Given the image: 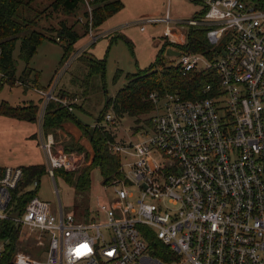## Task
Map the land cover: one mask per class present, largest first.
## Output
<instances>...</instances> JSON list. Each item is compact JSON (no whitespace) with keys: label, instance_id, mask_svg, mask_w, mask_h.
<instances>
[{"label":"built area","instance_id":"obj_1","mask_svg":"<svg viewBox=\"0 0 264 264\" xmlns=\"http://www.w3.org/2000/svg\"><path fill=\"white\" fill-rule=\"evenodd\" d=\"M201 3L200 18L167 11L138 21L140 31L164 25L163 37L175 45H184L189 27L206 28L210 49L180 51L172 68L209 81L194 100L149 94L153 110L141 140L109 145L131 160L126 168L120 161L122 179L106 185L111 201H98L88 222L60 206L54 213L37 196L13 212L11 191L23 172L3 169L0 225L5 233L12 225L17 237L12 245L0 236L2 264H264V9L242 0ZM99 37L89 34L88 45ZM53 92L45 105L59 102ZM40 140L46 175L78 170L74 153H55L52 136Z\"/></svg>","mask_w":264,"mask_h":264},{"label":"rangeland","instance_id":"obj_2","mask_svg":"<svg viewBox=\"0 0 264 264\" xmlns=\"http://www.w3.org/2000/svg\"><path fill=\"white\" fill-rule=\"evenodd\" d=\"M51 1L34 0L31 7L35 12L30 9L25 10L24 13L29 19L38 16L35 20V30L43 33L47 38L55 37L56 34L50 33V30L57 29L60 23L65 22L68 26H74L75 30L81 34L86 29L88 34L76 43V50L64 63L63 51L59 43L42 41L28 64L18 60L19 43H17L13 53V58L16 60L17 84L10 86L4 83L1 86L0 103L6 102L10 106L25 107L30 101L38 102L39 96L34 89L47 90L54 86L55 96L62 105L71 108L75 117L83 125L90 127L95 125L106 98L113 97L119 89L124 87L126 75H134L138 71L146 70L157 59L163 44L165 26L148 24L143 26L144 31H140L141 25L138 21L164 16L167 11L173 18L185 20L192 18L201 7L194 0H118L123 8L106 19L101 26L95 27L92 15L90 16L93 8L89 2L85 1L77 12L67 16L49 9ZM179 26L186 29L184 25ZM89 34L100 35V37L92 45L84 47L90 42ZM83 47V51H87L98 60H104L103 75L92 76L87 87L81 84L85 79L86 70L82 63L84 61L78 58L82 55L78 51ZM174 62L176 59L173 62L167 60L163 62V66H156V70L170 68ZM25 68L30 73L22 77ZM116 75L117 78L114 81ZM73 104L78 109L69 107ZM106 114L114 119L113 124L108 123L107 127L112 131L115 141L126 144H136L141 140V132L146 130L144 123L150 117L149 114L139 116L140 122L136 124L134 118L129 116L116 120L111 109L106 111ZM40 115L39 109L37 121L42 122ZM51 135L55 143V153L56 151L67 152L68 148L67 153H74L78 170L62 174L55 172L53 179L48 175L41 176L36 196L39 200L48 202L54 213L60 206L64 215L71 214L79 222H88L91 210L95 209L98 201L103 203L111 201L112 189L109 186H103L102 176L97 167L90 170V185L83 190L78 189L75 184L82 174L81 169L88 167L93 157L91 146L88 148L89 155H87L85 150L78 151L79 143L74 144L69 139L63 140L57 133H51ZM80 138L86 139L82 133ZM126 155L132 154L125 151L120 154L121 165L124 168L131 160ZM44 161L46 163V158Z\"/></svg>","mask_w":264,"mask_h":264},{"label":"trees","instance_id":"obj_3","mask_svg":"<svg viewBox=\"0 0 264 264\" xmlns=\"http://www.w3.org/2000/svg\"><path fill=\"white\" fill-rule=\"evenodd\" d=\"M34 0H0V88L4 83L10 86L17 84L16 79V60L13 58L17 43H19L18 60L25 64L32 59L38 46L42 41L59 43L63 51V63L75 50V45L82 38L86 37L88 32L81 34L75 30L74 26H68L65 22L59 24L57 29L50 30V33L56 34L55 37L47 38L43 33L35 30V18H30L25 15V10L30 9ZM92 6V19L94 26H101L106 19L116 14L123 8V5L118 0H87ZM196 0H194L195 2ZM251 1L259 9H264V0H242ZM84 0H52L49 9L59 11L63 15H72L84 4ZM201 5L198 12L192 18H200L205 13V8L202 7L201 0L196 1ZM35 12V11H34ZM87 16V14H85ZM206 28L204 27H189L186 31L184 45H175L169 43L166 38L162 40L163 44L159 50L158 56L154 64L150 65L144 71H138L136 74L126 75V84L119 89L113 97L106 98L104 107L99 113L94 126L83 125L74 115L68 110V107L62 105V102L49 100L43 111L41 132L44 138L48 134L56 133L63 129V125L71 123L86 137L89 142L93 157L88 167L81 169L82 174L77 178L76 187L80 190L87 188L90 185L89 175L90 170L97 167L102 176L103 186L110 185L114 181L122 179L120 171V158L116 154H112L109 150V145L115 142V137L107 125L102 124L105 121L106 111L111 109L116 120L129 116L134 118L136 124L140 122L139 116L150 115L153 110V105L149 101L148 96L152 92L158 93H177L183 99H197L201 96L200 87L209 80L201 73L198 75H189L182 77L175 68H165L162 71H157L156 66H163V62L167 61L164 58L166 48H175L177 51H188L190 53H205L210 49L206 39ZM59 39V42L56 41ZM78 57L84 64L86 76L81 82L83 86L88 85L92 76L103 75L104 60H98L87 51L81 52ZM83 58V60L81 59ZM29 71L25 68L22 72V77L29 75ZM117 75L114 77L116 80ZM75 80L73 79V82ZM41 90V89H38ZM106 93V92H105ZM77 106L69 105V107ZM38 105L33 102H28L25 107L17 105L10 106L6 102L0 103V116L14 118L19 121L34 123L37 121ZM149 125V120L144 123ZM135 131V129H134ZM78 144V143H75ZM80 145V144H78ZM69 149L67 148V152ZM85 150L80 145L78 151ZM85 153H89L85 150ZM23 172L22 181L17 187L11 191L12 203L14 204L13 212H22L24 207L37 195L38 187L32 188L34 180L38 181L41 176L46 175L45 165H33L20 167ZM3 168H0V174ZM57 174H62L64 171L55 170ZM66 173V172H64ZM68 173V172H67ZM71 173V172H70ZM39 186V185H38ZM0 236H9L12 245L17 237V232L14 227L9 224V232L3 231V224L0 225ZM0 264L2 261L0 260Z\"/></svg>","mask_w":264,"mask_h":264},{"label":"crops","instance_id":"obj_4","mask_svg":"<svg viewBox=\"0 0 264 264\" xmlns=\"http://www.w3.org/2000/svg\"><path fill=\"white\" fill-rule=\"evenodd\" d=\"M87 45L88 43L85 46ZM84 47L80 49L78 53H81L84 50ZM52 89H54V86L51 89H47V90L34 89L36 94L39 96L37 100L38 102L36 101L35 102L30 101V102H33L34 104L38 105L40 111L44 110L43 107H45V104H44L43 96L45 93L51 91ZM55 91L56 89H54L53 96L56 98ZM40 92H42L43 95L40 94ZM69 130L71 132L73 131L74 134L72 135L69 132H67V129L64 128V126L62 130H58L56 133L59 134L63 140L69 139L75 144L77 135L80 136L81 133L79 129H77L75 126L69 128ZM41 135L42 132H41L40 121L29 123L26 121H19L14 118L0 116V168L4 169L7 167L14 168V167H27L33 165H45V161H44L45 157H43L45 156V150L43 149L41 144V140H40ZM47 136H52V135L48 134ZM43 139L45 138L43 137ZM52 141H53V136H52ZM82 143L87 145V147H85L84 149L89 153L88 148L90 146L87 139L80 138L79 144L81 145ZM52 148L53 150L55 149L54 141Z\"/></svg>","mask_w":264,"mask_h":264},{"label":"water","instance_id":"obj_5","mask_svg":"<svg viewBox=\"0 0 264 264\" xmlns=\"http://www.w3.org/2000/svg\"><path fill=\"white\" fill-rule=\"evenodd\" d=\"M179 55H180V53H179V51H176V50H174V49H172V48H166V50H165V52H164V58L166 59V60H168V61H171V60H173L174 58H177V57H179ZM64 126V128H66L67 129V132H69L70 134H74V132L72 131H70L69 130V128H71V127H74L71 123L69 124H64L63 125ZM79 141H80V136L79 135H77V138H76V143H79ZM84 148L85 147H87V145H85V144H81ZM90 146V145H89Z\"/></svg>","mask_w":264,"mask_h":264},{"label":"bare ground","instance_id":"obj_6","mask_svg":"<svg viewBox=\"0 0 264 264\" xmlns=\"http://www.w3.org/2000/svg\"><path fill=\"white\" fill-rule=\"evenodd\" d=\"M171 37H173V35H171Z\"/></svg>","mask_w":264,"mask_h":264}]
</instances>
